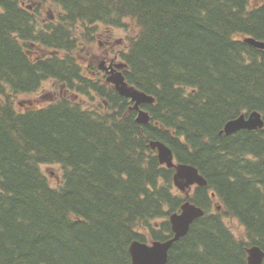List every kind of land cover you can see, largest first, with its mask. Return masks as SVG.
Listing matches in <instances>:
<instances>
[{
    "label": "trees",
    "instance_id": "16d2710c",
    "mask_svg": "<svg viewBox=\"0 0 264 264\" xmlns=\"http://www.w3.org/2000/svg\"><path fill=\"white\" fill-rule=\"evenodd\" d=\"M22 1L0 0V264H132L143 232L171 238L169 216L186 198L153 142L208 183L190 198L206 215L168 264H248V248L264 252V128L223 133L242 115L264 120V50L246 42L264 43V0H29L34 11ZM48 5L61 15L39 24ZM125 20L137 29L121 52L126 80L156 100L143 106L148 125L81 47ZM50 81L94 104L20 99Z\"/></svg>",
    "mask_w": 264,
    "mask_h": 264
},
{
    "label": "water",
    "instance_id": "95a60500",
    "mask_svg": "<svg viewBox=\"0 0 264 264\" xmlns=\"http://www.w3.org/2000/svg\"><path fill=\"white\" fill-rule=\"evenodd\" d=\"M246 42L258 49L264 50V43L262 42L254 39H247ZM125 67L126 65L124 64L116 65V68L121 70L125 69ZM112 70L116 72L115 69L112 68ZM113 71H110L111 76L108 81L114 84L115 89L121 96L132 101L134 104L132 109L139 112L137 118L138 124H149L150 114L148 111L143 110L142 106L153 104L155 99L130 86L126 82L123 73L116 72L114 74ZM263 128L264 120L262 114L254 112L249 116L243 115L227 123L224 127V132L227 136H230L242 130L257 131ZM151 146L153 150L157 151L161 164L175 170L174 183L179 190L185 192L187 189H191L193 185H197L198 187L207 185V181L195 167L185 164H175L174 153L169 146L161 142H154ZM204 215L205 211L203 209L187 200L182 205L180 213H174L169 217L173 237L166 241H155L151 245L135 241L130 247L132 263L168 264L170 251L175 243L187 236L194 222ZM247 256L248 264H264V252L258 246L248 249Z\"/></svg>",
    "mask_w": 264,
    "mask_h": 264
},
{
    "label": "rangeland",
    "instance_id": "374dc122",
    "mask_svg": "<svg viewBox=\"0 0 264 264\" xmlns=\"http://www.w3.org/2000/svg\"><path fill=\"white\" fill-rule=\"evenodd\" d=\"M49 8V13L50 15H53V17H56L61 14V11L58 7L48 5L45 7L42 12H41V17L39 19L40 23H44L47 20L51 19V16L48 14L44 13V10ZM51 20H55L53 18ZM57 18V17H56ZM135 27L133 26V22L131 20H125L124 24L122 27H112L109 29L98 27V30L96 31L95 34V39L93 44H81V47H83V50L85 51V57H88L87 62L89 63L91 61V70L99 71L100 68H97L96 62L98 60H103L104 58H107V60L116 58L119 63H121V52L125 53L128 50V47L130 45V39L134 38L137 34V29L134 30ZM83 58V57H82ZM81 58H79L80 60ZM87 62H84L85 64ZM108 64V63H107ZM90 67V65H89ZM100 72H102L100 70ZM104 75V74H103ZM42 91L36 95L35 97H30V96H25V97H20L22 101L25 103H28L30 100H36L40 99L39 103H41V106L47 105V103H53L55 102L53 97H56V99H60L61 95L62 96H68L70 98H74L75 100L79 102H85L88 103L90 102L91 105L94 104L90 97H85V96H74L73 94L66 92L65 87L63 89L60 87L58 82H46L44 83ZM46 97L45 99H42V97ZM51 96V98H50ZM48 97V98H47ZM87 101V102H86ZM96 107L98 108L99 102L95 103ZM27 104H24V107L21 108L19 107V111H24L26 109ZM46 171V168H44ZM53 173L51 177V183L54 185H60V179H61V171L59 167L53 168ZM225 224L231 231L232 235L234 237L240 238V239H246L247 238V232L245 228L239 223V220L235 218H230V217H225L224 219ZM145 235V238L147 241L151 242L152 241V236L151 234L147 231L146 233L143 232Z\"/></svg>",
    "mask_w": 264,
    "mask_h": 264
},
{
    "label": "bare ground",
    "instance_id": "6f19581e",
    "mask_svg": "<svg viewBox=\"0 0 264 264\" xmlns=\"http://www.w3.org/2000/svg\"><path fill=\"white\" fill-rule=\"evenodd\" d=\"M61 88H62V87H61ZM238 105H239V104H238ZM228 107H229V106H228ZM162 115H163V114H162ZM172 117H173V116H172ZM130 125H131V124H130ZM246 156H247V155H246ZM246 156H245V157H246ZM248 156H249V155H248ZM252 158H253V157H252ZM149 161H150V160H149ZM137 163H138V162H137ZM142 169H143V168H142ZM230 204H231V203H230ZM171 211H172V210H171ZM207 228H208V227H207ZM215 231H216V230H215ZM216 233H217V232H216Z\"/></svg>",
    "mask_w": 264,
    "mask_h": 264
}]
</instances>
